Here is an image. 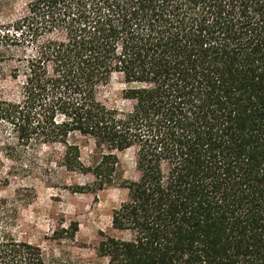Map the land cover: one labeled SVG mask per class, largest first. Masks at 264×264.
Instances as JSON below:
<instances>
[{"label":"trees","instance_id":"16d2710c","mask_svg":"<svg viewBox=\"0 0 264 264\" xmlns=\"http://www.w3.org/2000/svg\"><path fill=\"white\" fill-rule=\"evenodd\" d=\"M42 148L89 193L134 149L105 264H264V0H28L0 23V151ZM4 210L0 264H47Z\"/></svg>","mask_w":264,"mask_h":264},{"label":"rangeland","instance_id":"374dc122","mask_svg":"<svg viewBox=\"0 0 264 264\" xmlns=\"http://www.w3.org/2000/svg\"><path fill=\"white\" fill-rule=\"evenodd\" d=\"M27 1L0 0V23L23 15ZM122 87L118 79L113 80L104 99L116 104ZM61 154L42 148L13 153L10 160L0 151V203L7 225L15 239L39 247L47 264H105L96 251L103 236L132 237L130 232L114 231L111 221L114 210L129 200V191L121 183L134 181L136 176L134 149L115 153L116 183L96 193L76 189L92 179L57 166ZM100 157L91 142H80L85 166L94 165Z\"/></svg>","mask_w":264,"mask_h":264}]
</instances>
